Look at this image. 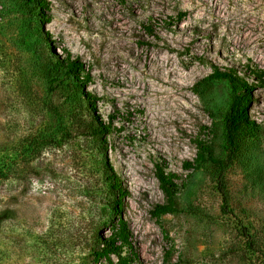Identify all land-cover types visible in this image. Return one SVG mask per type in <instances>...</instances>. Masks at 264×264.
<instances>
[{
  "label": "rangeland",
  "instance_id": "rangeland-1",
  "mask_svg": "<svg viewBox=\"0 0 264 264\" xmlns=\"http://www.w3.org/2000/svg\"><path fill=\"white\" fill-rule=\"evenodd\" d=\"M46 1L41 25L26 0H0V212L11 213L0 264H92L97 236L110 233L106 160L127 191L137 264H264V88L224 175L225 212L216 167L183 168L198 140L227 157L232 88L203 80L215 66L251 83L248 70L264 69V0ZM66 52L84 63L109 134L93 131L54 66ZM157 165L179 186L178 211L160 220L150 213L164 201Z\"/></svg>",
  "mask_w": 264,
  "mask_h": 264
},
{
  "label": "trees",
  "instance_id": "trees-1",
  "mask_svg": "<svg viewBox=\"0 0 264 264\" xmlns=\"http://www.w3.org/2000/svg\"><path fill=\"white\" fill-rule=\"evenodd\" d=\"M26 2L41 20V25L48 22L44 14V10L48 7L46 0H26ZM184 17L185 13L180 12L177 20H182ZM55 60L54 66L72 81L77 89L78 98L85 101L88 109L93 114V122L95 123H93V131L98 135L109 134L112 130L111 125L109 123L102 125L98 121V116L94 115L96 96L84 90L91 81L88 71L85 70L84 63L79 58L72 57L69 52H66L63 58L55 57ZM247 73L253 80L252 83L239 75L233 68L222 71L215 66L212 73L203 80H226L232 88L231 100L222 118L223 134L228 148L226 159L220 160L215 157L212 146L202 140H198L196 142V157L193 161L186 160L183 162V168L186 170L190 168L196 169L205 162H210L216 167V183L222 198L224 212L228 208V195L224 183V175L238 156L243 135L255 129V121L249 115V106L253 100V92L258 88H264L263 68L253 66ZM104 171L110 195L111 219L108 224L110 233L97 236L96 242L98 246L93 251L92 264H137L139 256L131 241L130 228L123 217V199L127 195V191L122 186L119 176L115 173L108 160L105 161ZM155 177L164 201L155 204L150 213L156 220H160L163 215L174 214L178 211L176 203V194L179 189L178 176L175 173L165 171L162 166L157 165ZM10 215L11 213L8 209L0 212V228L5 221L11 218Z\"/></svg>",
  "mask_w": 264,
  "mask_h": 264
}]
</instances>
